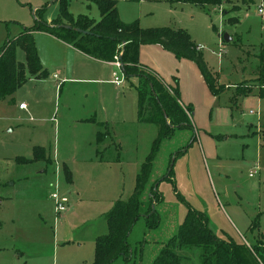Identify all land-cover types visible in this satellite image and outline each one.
<instances>
[{
  "label": "rangeland",
  "instance_id": "1",
  "mask_svg": "<svg viewBox=\"0 0 264 264\" xmlns=\"http://www.w3.org/2000/svg\"><path fill=\"white\" fill-rule=\"evenodd\" d=\"M46 1L0 0V47L7 38H15L22 27L34 23L33 11L47 5L43 19H55L58 3ZM116 1L124 23L137 20L144 29L186 31L202 50L207 69L223 90L218 96L208 89L206 93L192 90L190 75L184 72L182 91L188 86L187 96L194 109L190 111L192 128H175L169 138L158 140V129L151 124L140 126L137 134L120 128L124 103L126 113L137 117L136 92L123 80L119 90L123 101L109 109L122 149L116 155L109 152L115 159L102 166L71 168L75 192L67 194L70 206L60 219L49 198L56 181L55 167L16 161L31 159L33 132L41 126L39 118H49L47 112L37 108L34 112L19 111L18 105L25 103L26 97L22 90L12 101H0V264H92L94 241L107 233L106 215L118 199L131 196L136 175L155 144L141 199L148 200L152 185L161 194L162 200L154 205L158 225L150 229L144 218L139 219L128 236L131 258L111 264H152L177 234L188 207L207 217L218 238L243 246L246 264H264V137L260 131L264 128V97L255 91L239 96L235 88L241 82L253 84L255 56L264 43V0H232L239 8L228 13H223L228 5L213 6L207 13L188 3ZM260 5L262 16L257 13ZM68 11L74 17L99 16L92 0H68ZM233 16L237 22H228ZM224 35L232 41L225 43ZM17 50L21 55L16 58L23 62L24 52ZM55 123L45 121L41 128L46 150L67 139L62 130L55 133ZM255 168L256 174L249 177ZM169 170L170 180H164ZM57 182L60 186L65 183L62 168ZM181 254L182 264H201L198 249H185Z\"/></svg>",
  "mask_w": 264,
  "mask_h": 264
},
{
  "label": "trees",
  "instance_id": "2",
  "mask_svg": "<svg viewBox=\"0 0 264 264\" xmlns=\"http://www.w3.org/2000/svg\"><path fill=\"white\" fill-rule=\"evenodd\" d=\"M59 7L58 16L50 23L43 20L42 15L47 5L33 13L35 20L32 26L22 27L15 38H7L0 47V101L11 97L30 78H46L48 71L39 60L34 41L35 32L47 33L83 54L104 62H113L118 56L124 81L129 82L137 95V120L142 124L157 127V139L169 138L175 128H192L190 107H183L179 102L177 88H170L158 76L139 63V49L142 45H160L171 52L176 59H186L195 63L210 93L218 96L223 90L207 69L201 50L194 45L186 31L169 28H141L138 21L124 23L119 19L116 0H92L100 14L99 21L86 15L74 17L68 11V0H56ZM169 4H193L207 13L213 6L221 7L232 0H153ZM234 8V9H233ZM232 7L231 10H236ZM229 12L223 9V13ZM228 22H237L236 18ZM68 26L69 28H65ZM80 31V32H79ZM21 49L25 58L19 62L16 50ZM255 67L252 85L240 83L235 86L239 96H247L255 91L260 98L264 97V45L259 47L255 56ZM103 128L106 126L101 125ZM264 137V131L262 132ZM104 133H97V143L103 140ZM153 146L146 161L136 175L131 196L125 200L118 199L106 215L107 233L96 237L94 241V257L92 264H111L122 258L128 261L132 250L128 236L138 222L144 218L150 229L158 225L157 216L151 212V206L162 200L161 194L154 185L150 187L148 200L141 195L151 172V160L154 155ZM18 163L29 164L42 162L49 164L45 149L34 147L32 158H17ZM164 180H170L171 172ZM65 183L69 184L71 175L63 168ZM185 249H198L201 264H246L245 249L231 240L218 238L210 227L207 217L188 207L178 232L154 258L152 264H182Z\"/></svg>",
  "mask_w": 264,
  "mask_h": 264
},
{
  "label": "crops",
  "instance_id": "3",
  "mask_svg": "<svg viewBox=\"0 0 264 264\" xmlns=\"http://www.w3.org/2000/svg\"><path fill=\"white\" fill-rule=\"evenodd\" d=\"M55 1L52 0V3ZM227 5L229 6L227 10L232 7L239 8L232 2L224 4V7H222L226 8L225 6ZM116 7L118 12V5ZM231 11L237 12L236 10ZM87 17L90 18L89 16ZM230 18L237 19L235 16L228 17V19ZM90 19L99 21L100 14L97 19ZM51 21L46 22L50 23ZM34 41L40 63L47 69L48 76L41 79L30 78L17 90H22L24 96H26L25 103L21 102L25 104V109H19V105L18 109L21 112L27 109L34 112L35 108H37L43 111V114L44 111L47 112L49 118H39L42 120L41 126H38L33 132L35 139L32 149L34 147L45 149L46 157L50 160V163H33H41L44 168L49 166L58 167L59 173L60 168H67L71 175V181L69 184L61 183L59 187L61 192L68 197L67 194L75 192L71 172L72 167L79 165L83 168L102 166L105 162L115 159L114 156L111 157L108 154L109 152H113L115 153L113 155H116L122 149V138L116 135V120H113L109 115L110 107L112 105L119 107L123 101L120 99L121 94L119 92L121 85L116 86L111 82L112 75L116 71L113 62L93 59L44 32H35ZM262 45L264 43L260 44V46ZM20 55L21 53L17 50L16 56L20 57ZM139 63L154 72L168 87L177 88L179 102L183 107L193 109L192 103L187 96L188 86H184L185 91H182L181 79L184 72L190 75V88L192 90L207 92L208 87L201 73H198L195 69V64L190 60L176 59L171 52L163 49L160 45H142L139 49ZM225 87L227 89L230 88L229 84H226ZM183 93L186 96L185 98ZM109 94H111L110 99L108 98ZM12 96L6 100L12 101ZM53 106H55V110ZM50 109H53L51 116H49ZM121 114L122 118H119V121L122 122L120 127L122 131L127 134H137L139 127L144 124L139 123L137 117H132L130 112L126 113L125 103L121 108ZM49 120L56 122L54 128H58V131L56 130L55 133L62 130L67 139L62 145L57 144L56 147H49L46 150L47 139L41 128L44 126V122ZM101 125L106 127L103 128ZM99 131L104 133V137L102 141L97 143V133ZM260 131H264L262 126ZM116 158H119V155ZM21 164L29 165L32 163ZM43 172L42 170L39 171V173ZM69 206L70 201L68 208ZM67 212L68 209L65 213Z\"/></svg>",
  "mask_w": 264,
  "mask_h": 264
},
{
  "label": "built area",
  "instance_id": "4",
  "mask_svg": "<svg viewBox=\"0 0 264 264\" xmlns=\"http://www.w3.org/2000/svg\"><path fill=\"white\" fill-rule=\"evenodd\" d=\"M257 13L260 16H262L263 14L262 5L259 6ZM197 49L201 50L199 46L197 47ZM113 65L116 71L112 75L111 82L116 86H120L123 83L124 76H123V73L121 72V64L119 62L118 56L114 57ZM19 109H25V105L20 104ZM256 172H257V169L255 168V170H252L249 173V177H252L254 174H256ZM58 173H59V168L56 167L55 168L56 181L53 187V191L49 194V198L53 201L55 213L59 218L60 215H62L63 213L67 211L69 199L64 193L60 191L59 182H57Z\"/></svg>",
  "mask_w": 264,
  "mask_h": 264
},
{
  "label": "water",
  "instance_id": "5",
  "mask_svg": "<svg viewBox=\"0 0 264 264\" xmlns=\"http://www.w3.org/2000/svg\"><path fill=\"white\" fill-rule=\"evenodd\" d=\"M65 28H69L68 26H64ZM80 32V31H79ZM223 41L224 42H229L230 41V38L226 35L223 36ZM170 171V170H169ZM168 171V173H169ZM151 212H154V205L151 206Z\"/></svg>",
  "mask_w": 264,
  "mask_h": 264
}]
</instances>
